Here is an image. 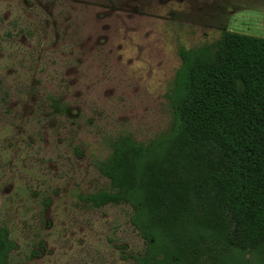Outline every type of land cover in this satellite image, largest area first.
<instances>
[{
    "label": "rangeland",
    "instance_id": "rangeland-1",
    "mask_svg": "<svg viewBox=\"0 0 264 264\" xmlns=\"http://www.w3.org/2000/svg\"><path fill=\"white\" fill-rule=\"evenodd\" d=\"M230 38L198 75L192 128L233 151L230 204L264 211V0H0V226L11 264H137L146 242L101 166L173 126L178 48ZM260 216L258 219L263 218Z\"/></svg>",
    "mask_w": 264,
    "mask_h": 264
},
{
    "label": "trees",
    "instance_id": "trees-1",
    "mask_svg": "<svg viewBox=\"0 0 264 264\" xmlns=\"http://www.w3.org/2000/svg\"><path fill=\"white\" fill-rule=\"evenodd\" d=\"M227 32L212 44L178 48L181 65L167 97L170 131L149 144L125 137L101 166L112 191L83 197L94 207L130 205L131 224L146 242L137 264H264V211L230 204L219 169L233 151L216 134L192 128L187 108L198 75L218 69L230 49ZM0 226V264H11L16 243Z\"/></svg>",
    "mask_w": 264,
    "mask_h": 264
}]
</instances>
